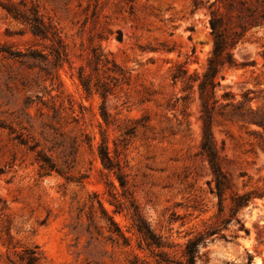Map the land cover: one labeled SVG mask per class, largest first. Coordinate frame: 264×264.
<instances>
[{
    "label": "rangeland",
    "instance_id": "1",
    "mask_svg": "<svg viewBox=\"0 0 264 264\" xmlns=\"http://www.w3.org/2000/svg\"><path fill=\"white\" fill-rule=\"evenodd\" d=\"M29 1L61 44L0 9V264H187L198 236L195 264H264V197L231 211L233 194L264 192V135L233 108L213 110L230 181L219 204L197 94L171 78L180 66L204 71L215 0ZM238 1L218 10L229 25L245 14ZM95 53L129 76L104 99L78 80L81 70L109 83ZM233 53L248 66L221 71L217 97L250 91L251 108L264 109V25ZM186 95L183 109L175 100Z\"/></svg>",
    "mask_w": 264,
    "mask_h": 264
},
{
    "label": "trees",
    "instance_id": "2",
    "mask_svg": "<svg viewBox=\"0 0 264 264\" xmlns=\"http://www.w3.org/2000/svg\"><path fill=\"white\" fill-rule=\"evenodd\" d=\"M238 2L243 7L245 14L239 16L233 25H229L230 23L226 22L223 16L218 13L220 7L231 9V3L227 4L226 0H215L208 7L210 10L208 23L212 38V48L206 60L204 71L201 74L197 72L188 74L180 66L171 76L174 85L178 82L182 84V92L197 94L200 104L198 120L200 121L201 130L199 149L201 156L208 163L212 180L215 183L219 204H221L225 192L230 190V181L221 169L219 153L211 134L213 110L218 106L233 108L234 116L238 121L245 125H255L261 130V133L256 132V134L264 135V109L251 108L250 91L242 94L241 101H236L234 95L229 96L226 93L222 94L220 98L216 95V89L219 86L217 78L221 71L245 68L248 66L245 63H238L233 53L244 34L252 27L264 25V0H239ZM214 7L216 9H212ZM0 9L8 17L25 26L33 37L50 41L57 45L61 44L56 29L52 24L44 21L39 12V7L34 1L0 0ZM91 61L95 72L101 67L105 68L106 72H110L112 76H108L110 77L109 83H95L90 76L83 77L82 71L80 70L78 80L85 93L92 94L94 91L104 99V97L119 87V85L125 84L129 80L127 73L113 59H108L104 55H97L95 53ZM187 99L186 95L185 97L177 98L175 103L178 104V100H181V107L186 109ZM176 106L172 105L173 108ZM102 117L106 121L104 111H102ZM99 156L103 167L108 170H113V162L107 148L101 146ZM263 197L264 192H248L243 195L233 194L231 196V211L236 213L245 207L252 198ZM201 239V236H198L188 242L187 247L192 246L194 248L192 251L186 253L187 264H195L196 248Z\"/></svg>",
    "mask_w": 264,
    "mask_h": 264
}]
</instances>
